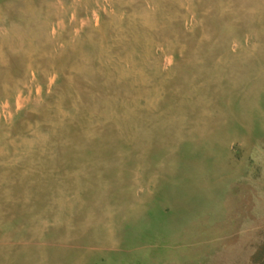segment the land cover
<instances>
[{
  "label": "rangeland",
  "instance_id": "1",
  "mask_svg": "<svg viewBox=\"0 0 264 264\" xmlns=\"http://www.w3.org/2000/svg\"><path fill=\"white\" fill-rule=\"evenodd\" d=\"M263 25L264 0H0V264H264Z\"/></svg>",
  "mask_w": 264,
  "mask_h": 264
},
{
  "label": "bare ground",
  "instance_id": "2",
  "mask_svg": "<svg viewBox=\"0 0 264 264\" xmlns=\"http://www.w3.org/2000/svg\"><path fill=\"white\" fill-rule=\"evenodd\" d=\"M165 1H166V0H165ZM251 1H252V0H251ZM163 2H164V1H163ZM169 2H170V1H169ZM233 2H234V1H233ZM249 2H250V1H249ZM165 3H166V2H165ZM165 3H164V4H165ZM213 3H214V2H213ZM224 3H225V2H224ZM168 4H169V3H168ZM201 4H202V3H201ZM215 4H216V3H215ZM246 4H247V3H246ZM199 5H200V4H199ZM202 5H203V4H202ZM212 5H213V4H212ZM237 5H238V4H237ZM175 6H176V5H175ZM246 6H247V5H246ZM163 7H164V5H163ZM190 7H191V6H190ZM249 7H250V6H249ZM253 7H254V6H253ZM161 9H162V8H161ZM172 9L174 10L173 7H172ZM190 9H191V8H190ZM210 9H211V8H210ZM245 9H246V8H245ZM251 9H252V7H251ZM254 9H255V7H254ZM166 11H167V10H166ZM213 11H214V9H213ZM257 13H258V12H257ZM186 14H187V13H186ZM189 14H191V13H189ZM248 14H249V13H248ZM162 15H163V14H162ZM262 15H263V14H262ZM163 16H164V15H163ZM167 16H168V15H167ZM167 16H166V17H167ZM192 16H193V15H192ZM253 16H254V15H253ZM257 16H259V15H257ZM136 17H137V16H136ZM241 17H242V16H241ZM241 17H240V18H241ZM246 17H247V16H246ZM248 17H249V16H248ZM260 17H261V16H260ZM169 18H170V17H169ZM254 18H255V16H254ZM135 19H136V18H135ZM242 19H243V18H242ZM249 19H250V18H249ZM130 20H131V19H130ZM166 20H168V18H167ZM178 20H179V18H178ZM164 21H165V20H164ZM176 21H177V20H176ZM182 21H183V20H182ZM256 21H257V20H256ZM212 22H213V21H212ZM231 22L233 23L234 21H231ZM254 22H255V21H254ZM196 23H197V22H196ZM239 23H240V22H239ZM259 23H260V22H259ZM173 24H174V23H173ZM209 24H212L211 21H210ZM236 24H237V23H236ZM236 24H234V25H236ZM247 24H248V23H247ZM261 24H262V23H261ZM163 25H165V24L163 23ZM214 25H215V24H214ZM214 25H213V26H214ZM254 25H255V24H254ZM66 27H67V26H66ZM150 27H151V26H150ZM174 27H175V26H174ZM245 27L248 28V25H247V26L245 25ZM258 27H259V25H258ZM263 27H264V25H263ZM215 28H216V27H215ZM247 28H246V29H247ZM152 30H153V29H152ZM163 30H164V29H163ZM193 30H194V29H193ZM193 30H192V31H193ZM243 30H244V29H243ZM260 30H261V28H260ZM164 31H165V30H164ZM172 31H173V27H172ZM205 31H206V30H205ZM205 31L203 30V33H204ZM263 31H264V30H263ZM161 32H162V30H161ZM173 32H174V31H173ZM241 32H242V31H241ZM256 32H257V31H256ZM167 33H168V32H167ZM200 33H201V32H200ZM251 33H252V31H251ZM253 33H254V32H253ZM261 33H262V32H261ZM168 34H169V33H168ZM172 34H173V33H172ZM176 34H177V33H176ZM195 34H196V32H195ZM201 34H202V33H201ZM206 34H207V33H206ZM153 35H154V34H153ZM156 35H157V34H156ZM208 35H209V34H208ZM168 37H169V36H168ZM171 37H172V36H171ZM171 37H170V38H171ZM175 37H176V36H175ZM197 37H199V35H198ZM157 38H158V37H157ZM161 38H162V37H161ZM161 38H160V42H161ZM186 38H187V37H186ZM158 39H159V38H158ZM231 39H232V38H231ZM234 40H235V39H234ZM236 40H237V39H236ZM251 40H252V39H251ZM263 40H264V39H263ZM158 41H159V40H158ZM153 42H154V41H153ZM156 42H157V41H156ZM249 42H250V41H249ZM255 42H257V41H255ZM261 42H262V40H261ZM263 42H264V41H263ZM151 43H152V42H151ZM200 43H201V42H200ZM241 43H242V42H241ZM155 44H157V43H155ZM160 44H161V43H160ZM198 44H199V43H198ZM262 44H263V43H262ZM152 45H153V44H152ZM248 45H249V44H248ZM259 45H260V44H259ZM148 46H149V45H148ZM251 46H252V45H251ZM260 46H261V45H260ZM150 47H151V46H150ZM155 47H156V46H155ZM204 47H205V46H204ZM232 47H233V46H232ZM148 49H149V47H148ZM238 49H239V48H238ZM238 49H237V50H238ZM259 49H260V47H259ZM145 51H146V50H145ZM200 51H201V50H200ZM227 51H228V50H227ZM227 51H226V52H227ZM262 51H263V50H262ZM146 52H147V51H146ZM163 52H164V51H163ZM229 52H230V51H229ZM229 52H227V53H229ZM259 52H260V51H259ZM205 53H206V52H205ZM207 53H208V52H207ZM235 53H236V52H235ZM163 55H164V54H163ZM218 55H220V54H218ZM230 55H231V54H230ZM237 55H238V54H237ZM227 56L229 57V54H228ZM233 56H234V55H233ZM144 57H145V56H144ZM155 57H156V56H155ZM228 57H227V58H228ZM238 57H239V56H238ZM217 58H218V57H217ZM222 58H223V57H222ZM146 59H147V58H146ZM255 59H256V58H255ZM130 60H131V59H130ZM147 60H148V59H147ZM228 60H229V59H228ZM143 61H144V60H143ZM154 61H155V60H154ZM154 61H153V64H154ZM177 61H178V60H177ZM220 61H221V59H220ZM220 61H219V62H220ZM226 61H227V59H226ZM233 61H234V60H233ZM256 61H257V60H256ZM204 62H205V61H204ZM258 62H259V61H258ZM127 63H128V62H127ZM130 63H131V62H130ZM150 63H151V62H150ZM207 63H208V60H207ZM215 63H216V62H215ZM259 63H260V62H259ZM134 64H135V63H134ZM138 64H139V63H138ZM218 64H219V63H218ZM220 64H221V63H220ZM230 64H231V63H230ZM256 64H258V63L256 62ZM135 65H136V64H135ZM154 65H155V64H154ZM170 65H171V64H170ZM209 65H210V64H209ZM224 65H225V64H224ZM228 65H229V64H228ZM168 66H169V65H168ZM213 66H214V65H213ZM131 67L133 68L134 66H131ZM161 67H162V66H161ZM252 67H253V66H251V68H252ZM134 68H135V67H134ZM134 68H133V70H134ZM159 68H160V67H159ZM159 68H157V69H159ZM215 68H216V67H215ZM218 68H219V67H218ZM222 68H223V67H222ZM262 68H264V67H262ZM160 69H161V68H160ZM135 70H136V68H135ZM139 70H140V68H139ZM255 70H257V68H256ZM226 71H227V70H226ZM251 71H252V70H251ZM263 71H264V70H263ZM126 72H127V71H126ZM126 72H125V73H126ZM132 72H136V71H132ZM157 72H158V71H157ZM221 72H222V71H221ZM229 72H230V71H229ZM130 73H131V72H130ZM142 73H143V72H142ZM142 73H141V74H142ZM144 73H145V72H144ZM144 73H143V74H144ZM206 73H207V72H206ZM244 73H245V72H244ZM246 73H247V72H246ZM246 73H245V74H246ZM259 73H260V71H259ZM126 74H127V73H126ZM194 74H195V73H194ZM227 74H228V73H227ZM227 74H226V76H227ZM229 74H230V73H229ZM247 74H248V73H247ZM247 74H246V75H247ZM250 74H251V72H250ZM252 74H253V71H252ZM254 74H255V73H254ZM124 75H125V74H124ZM124 75L121 76L122 79L125 78ZM127 75H129V74H127ZM131 75H132V74H131ZM137 75H140V74L137 73ZM144 75H145V74H144ZM169 75H170V72H169ZM255 75H256V74H255ZM255 75H254V76H255ZM140 76H141V75H140ZM140 76H138V77L135 76V77H136V79H137V78H140ZM142 76H143V75H142ZM147 76H148V75H147ZM164 76H165V75H164ZM243 76H244V75H243ZM254 76H253V77H254ZM123 77H124V78H123ZM133 77H134V76H133ZM241 77H242V76H241ZM244 77H245V76H244ZM128 78H129V77H128ZM131 78H132V77H131ZM144 78H145V77H144ZM146 78H147V77H146ZM148 78H149V77H148ZM212 78H213V77H212ZM214 78H215V77H214ZM227 78H228V77H227ZM125 79H127V78H125ZM149 79H150V78H149ZM151 79H152V78H151ZM153 79H154V78H153ZM221 79H222V78H221ZM224 79H225V78H224ZM228 79H229V78H228ZM254 79H255V78H254ZM257 79H259V78H257ZM128 80H129V79H128ZM144 80H145V79H144ZM164 80H165V78H164ZM214 80H215V79H214ZM230 81H231V80H230ZM249 81H251V80H249ZM126 82H127V81H126ZM130 82H131V81H130ZM154 82H155V81H154ZM154 82H153V83H154ZM178 82H179V81H178ZM212 82H213V81H212ZM216 82H217V81H216ZM238 82H239V81H238ZM254 82H256V81L254 80ZM254 82H253V83H254ZM156 83H157V82H156ZM159 83H160V82H159ZM256 83H257V82H256ZM204 84H206V83H204ZM214 84H215V83H214ZM129 85H130V84H129ZM154 85H155V84H154ZM159 85H160V84H159ZM241 85H242V84H241ZM246 85H247V84H246ZM250 85H251V83H250ZM156 86H157V85H156ZM242 86H243V85H242ZM242 86H241V87H242ZM150 87H151V86H150ZM238 87H239V85H238ZM259 87H260V86H259ZM128 88H129V87H128ZM130 88H131V87H130ZM133 88H134V87H133ZM148 88H149V87H148ZM152 89H153V88H152ZM152 89H150V90H152ZM159 89H162V88H159ZM234 89H235V88H234ZM234 89H233V91H234ZM244 89H245V88H244ZM250 89H251V88H250ZM134 90H135V89H134ZM247 90H248V89H247ZM154 91H155V90H154ZM204 91H205V90H204ZM200 92H202V91H200ZM155 93H156V92H155ZM184 93H185V92H184ZM188 93H189V92H188ZM202 93H203V92H202ZM233 93H234V92H233ZM259 93H260V91H259ZM203 94H204V93H203ZM203 94H202V95H203ZM241 94H242V93H241ZM154 95H155V94H154ZM251 95H252V94H251ZM255 95H257V93H256ZM255 95H253V96H255ZM261 95H262V94H261ZM261 95H260V96H261ZM152 96H153V95H152ZM161 96H162V95H161ZM198 96H199V95H198ZM229 96H230V94H229ZM234 96H235V95H234ZM242 96H243V95H241V97H242ZM253 96H252V97H253ZM203 97H204V96H203ZM203 97H202V99H203ZM216 97H217V96H216ZM200 98H201V97H200ZM229 98H230V97H229ZM242 98H244V97H242ZM255 98H256V97H255ZM236 101H238V100H236ZM244 101H246V100H243V102H244ZM248 101H249V100H248ZM248 101H246V102H248ZM230 102H231V101H230ZM230 102H229L228 107L230 106ZM239 102L242 103L240 100H239ZM254 102H255V101H254ZM261 102H262V100H261ZM240 103H239V104H240ZM249 103H250V101H249ZM190 104H191V103H190ZM247 104H248V103H247ZM251 104H252V103H251ZM255 104H257V103H255ZM182 105H184V104H182ZM188 105H189V104H188ZM248 105H249V104H248ZM258 105H259V104H258ZM186 106H187V104H186ZM243 106H244V103H243ZM243 106H242V107H243ZM245 106H247V105L245 104ZM260 106H261V105H260ZM176 107H177V106H176ZM180 107H182V106H180ZM189 107H190V106H189ZM249 107H250V106H249ZM174 108H175V107H174ZM183 108H184V107H183ZM186 108H187V107H186ZM194 108H195V107H194ZM243 108H244V107H243ZM245 108H246V107H245ZM249 109H251V108H249ZM174 110H176V109H174ZM261 110H262V109H261ZM215 111H216V110H215ZM246 111H247V109H246ZM262 111H263V110H262ZM189 112H190V111H189ZM252 112H253V111H252ZM174 113H175V112H174ZM176 113H177V112H176ZM186 113H187V112H186ZM228 113H229V112H228ZM241 113H242V112H241ZM246 113H247V112H246ZM250 113H251V112H250ZM262 113H263V112H262ZM184 114H185V113H184ZM187 114H188V113H187ZM190 114H191V113H190ZM204 114H205V113H204ZM210 114H212V113H210ZM236 114H237V113H236ZM236 114H234L235 117H237ZM253 114H254V113H253ZM260 114H261V113H260ZM172 115H173V114H172ZM207 115H208V114H207ZM231 115H232V114H231ZM246 115H248V114H246ZM262 115H264V114H262ZM164 116L166 117V115H164ZM185 116H186V115H185ZM238 116L241 117L242 115L239 114ZM244 116H245V115H244ZM251 116H252V114H251ZM153 117H154V116H152V118H153ZM246 117H247V116H246ZM183 118H184V116H183ZM233 118H234V116H233ZM237 118H238V117H237ZM252 118H253V117H252ZM155 119H156V117H155ZM167 119H168V118H167ZM228 119L230 120V116L228 117ZM239 119H240V118H239ZM246 119H247V118H246ZM249 119H250V118H249ZM253 119H254V118H253ZM256 119H257V118H256ZM152 120H153V119H152ZM263 120H264V119H263ZM154 121H155V120H154ZM254 121H255V120H254ZM179 122H181V121H179ZM182 122H184V120H183ZM230 122H232V123L234 122L233 124L231 123V124H232L231 126L235 127L234 124H236V123H235L236 121L233 120V121H230ZM230 122H226V124H227V123L230 124ZM239 122H240V120L237 121V124H239ZM248 122H250V121L248 120ZM164 123H165V122H164ZM164 123H163V124H164ZM223 123H224V122H223ZM242 123H244V121H243ZM163 124H162V125H163ZM182 124H183V123H182ZM182 124H181V126H182ZM220 124H221V123H220ZM246 124H247V123H246ZM258 124H259V123H258ZM254 125H255V124H253V126H254ZM223 126H224V125H223ZM239 126H240V124H239ZM247 126H248V124H247ZM236 127H237V126H236ZM241 127H242V124H241ZM254 127H255V126H254ZM229 128H230V127H229ZM238 128H239V127H238ZM242 128H243V127H242ZM244 128H245V127H244ZM248 128H249V127H248ZM256 128H257V127H256ZM139 129H140V128H139ZM227 129H228V128H227ZM227 129H226V130H227ZM232 129H233V128H232ZM236 129H237V128H236ZM250 129H251V128H250ZM222 130H223V129H222ZM234 130H235V129H234ZM240 130H241V129H240ZM136 131H137V129H136ZM121 132H123V131H121ZM129 132H130V131H129ZM129 132H128V133H129ZM178 132H179V131H178ZM222 132H223V131H222ZM226 132H227V131H226ZM228 132H229V131H228ZM245 132H246V131H245ZM245 132H244V134H245ZM125 133H126V132H125ZM138 133H140V132L138 131ZM236 133H237V131H236ZM239 133H240V132H239ZM239 133H237V134H239ZM120 134H121V133H120ZM122 134H123V133H122ZM182 134H183V133H182ZM219 134H220V133H219ZM233 134H234V133H233ZM130 135H131V134H130ZM183 135H184V134H183ZM222 135H223V134H222ZM127 136H128V135H127ZM134 136H135V135H134ZM137 136H138V135H137ZM141 136H142V135H141ZM141 136H140V137H141ZM218 136H219V135H218ZM218 136H217V137H218ZM223 136H224V135H223ZM234 136H235V135H233V137H234ZM253 136H254V135H253ZM125 137H126V136H125ZM132 137H133V136H132ZM230 137H232V136H230ZM181 138H182V136H181ZM222 138H223V137H222ZM224 138H225V136H224ZM224 138H223V140H224ZM250 138H251V137H250ZM128 139H130V138H128ZM132 139H133V138H132ZM135 139H136V138L134 137V140H135ZM219 139H220V138H219ZM240 139H241V138H240ZM251 139H252V138H251ZM253 139H254V138H253ZM260 139H261V138H260ZM130 140H131V139H130ZM139 140H141V139L139 138ZM213 140H214V139H213ZM223 140H222V142H223ZM237 140H238V139H237ZM128 141H129V140H128ZM131 141H132V140H131ZM135 141H136V140H135ZM240 141H242V140H240ZM179 142H180V141H179ZM217 142H219V141L217 140ZM224 142H227V143H228V141H226V140H225ZM256 142H257V141H256ZM128 143H130V141H129ZM144 143H145V142H144ZM161 143H162V142H161ZM161 143H160V144H161ZM211 143H212V141H211ZM130 144H131V143H130ZM206 144H207V143H206ZM215 144H217V143L215 142ZM131 145H132V144H131ZM145 145H146V144H145ZM145 145H144V146H145ZM213 145H214V144H213ZM220 145H221V144H220ZM246 145H247V144H246ZM144 146H143L142 148H144ZM203 146H204V145H203ZM203 146H201V147H203ZM209 146H210V145H209ZM215 146H216V145H215ZM134 147H135V146H134ZM134 147H133V148H134ZM201 147H200V148H201ZM206 147H207V146H206ZM219 147H220V146H219ZM219 147L216 148V150H217V149L219 150V149H220ZM223 147H224V146H223ZM223 147H222V148H223ZM225 147H226V146H225ZM136 148H138V147H136ZM197 148H199V147H197ZM146 149H147V147H146ZM192 149H193V148H192ZM203 149H206L205 146L203 147ZM245 149H246V148H245ZM249 149H250V148H249ZM258 149H259V148H258ZM260 149H261V148H260ZM260 149H259V150H260ZM148 150H149V149H148ZM195 150H196V149H195ZM141 151H142V150H141ZM186 151H187V150H186ZM224 152L226 153V151H224ZM256 152H257V151H256ZM145 153H147V152H145ZM190 153H191V152H190ZM248 153H249V152H248ZM181 154H183V153H181ZM191 154H193V153H191ZM191 154H190V155H191ZM211 154H212L211 156H213V153H211ZM229 154H230V152H229ZM229 154H227V155H229ZM246 154H247V152H246ZM140 155H141V154H140ZM178 155H180V154H178ZM247 155H248V154H247ZM256 156H257V155H256ZM141 157H142V155H141ZM167 157H168V156H167ZM138 158H140V157H138ZM187 158H190V156H188ZM216 158H217V157H215V159H216ZM165 159H166V158H165ZM175 159H176V158H175ZM175 159H174V160H175ZM218 159H219V158H218ZM255 159H256V158H255ZM140 160H141V159H140ZM186 160H187V159H186ZM188 160H189V159H188ZM222 160H223V159H222ZM222 160H221V161L219 160V161L222 162ZM137 161H138V159H137ZM160 161H161V160H160ZM167 161H169V160H167ZM184 161H185V160H184ZM188 162H189V161H188ZM191 162H192V161H191ZM213 162H215L214 159H213ZM138 163H139V162H138ZM170 163H171V162H170ZM181 163H182V162H181ZM185 163H186V162H185ZM216 163H217V161H216ZM223 163H225V162H223ZM172 164H173V163H172ZM126 165H127V164H126ZM134 165H136V164H134ZM183 165H185V164H183ZM204 165H205V164H204ZM204 165H203V167H204ZM128 166H129V165H128ZM128 166H127V167H128ZM137 166H138V165H137ZM147 166H148V165H147ZM180 166H182V165H180ZM230 166H231V165H230ZM239 166H240V165H239ZM259 166H260V165H259ZM165 167H166V166H165ZM132 168H133V167H132ZM136 168H137V167H136ZM138 168H140V167H138ZM146 168H147V167H146ZM171 168H172V167H171ZM184 168H185V167H184ZM205 168H206V167H205ZM133 169H134V168H133ZM147 169H148V168H147ZM236 169H237V168H236ZM212 170H214V168H213ZM136 171H137V170H136ZM162 171L164 172V169H163ZM262 171H263V170H262ZM190 172H192V171H190ZM136 173H137V172H136ZM160 173H161V172H160ZM197 173H198V172H197ZM197 173H196V174H197ZM263 173H264V172H263ZM138 174H139V173H138ZM192 174H193V173H192ZM192 174H191V175H192ZM192 176H193V175H192ZM196 176H197V175H196ZM196 176L194 175L193 177H196ZM210 177H211V176H210ZM212 177H213V176H212ZM146 178H147V177H146ZM150 179H152V177H151ZM175 179H176V178H175ZM137 180H138V179H137ZM135 181H136V180H135ZM177 181H178V180H177ZM249 181H250V180H249ZM156 182H158V181H156ZM203 182H204V181H203ZM120 183H121V182H120ZM164 184H166V183L164 182ZM167 184H168V183H167ZM172 184H173V183H172ZM176 184H177V183H176ZM162 185H163V182H162ZM189 185H190V184H189ZM205 185H206V184H205ZM249 185H250V184H249ZM169 186H170V185H169ZM192 186H193V185H192ZM202 186H203V185H202ZM250 186H251V185H250ZM133 187H134V186H133ZM158 187H159V184H158ZM193 187H194V186H193ZM204 187H205V186H204ZM146 188H147V186H146ZM146 188H145V189H146ZM188 188H191V187H188ZM181 189H182V188H181ZM199 189H201V188H199ZM205 189H206V188H205ZM177 190H178V189H177ZM197 190H198V189H197ZM130 191H131V190H130ZM161 191H162V190H161ZM172 191H173V190H172ZM198 191H199V190H198ZM256 191H257V190H256ZM131 192H132V191H131ZM163 192H164V191H163ZM201 192H202V190H201ZM127 193H128V192H127ZM129 193H130V192H129ZM167 193H168V192H167ZM185 193H186V192H185ZM185 193H184V195H185ZM148 194H149V193H148ZM162 194H165L166 196L168 195V194H166L165 192L162 193ZM174 194H175V191H174ZM123 195H125V194H123ZM127 195H128V194H127ZM129 195H131V194H129ZM134 195H135V193H134ZM160 195H161V194H160ZM172 195H173V192H172ZM182 195H183V194H182ZM187 195H188V194H187ZM187 195H186V196H187ZM190 195H191V194H190ZM195 195H196V194H195ZM199 195H200V194H199ZM217 195L219 196V194H217ZM131 196H132V195H131ZM162 196H163V195H162ZM201 196H202V195H201ZM218 196H217V197H218ZM163 197H164V196H163ZM171 197H172V196H171ZM175 197H176V196H175ZM183 197H184V196H183ZM191 197H192V195H191ZM193 197H194V193H193ZM196 197H198V196H195V198H196ZM126 198H127V197H126ZM133 198H135V196H134ZM149 198H150V197H149ZM164 198H165V197H164ZM168 198H169V197H168ZM172 198H174V195H173ZM198 198H199V197H198ZM128 199H130V198H128ZM143 199H144V198H143ZM191 199H192V198H191ZM215 199H216V198H215ZM218 199H219V198H218ZM224 199H225V198H224ZM250 199H251V198H250ZM151 200H152V198H151ZM173 200H174V199H173ZM194 200H195V199H194ZM201 200H202V199H200V201H201ZM203 200H204V199H203ZM131 201H132V200H131ZM133 201H135V200H133ZM155 201H156V200H155ZM168 201H170V200H168ZM195 201H198V200H195ZM220 201H221V199H220ZM249 201H250V200H249ZM258 201H259V199H258ZM260 201H261V200H260ZM39 202H40V201H38V203H39ZM75 202H76V201H75ZM82 202H83V201H82ZM93 202H94V201H93ZM114 202H115V201H114ZM126 202H127V201H126ZM128 202H129V201H128ZM147 202H148V201H147ZM152 202H154V201H152ZM171 202H172V201H171ZM215 202H216V201H215ZM54 203H55V202H54ZM69 203H70V202H69ZM76 203H77V202H76ZM89 203H90V202H89ZM99 203H100V202H99ZM104 203H105V202H104ZM115 203H116V202H115ZM115 203H114L113 205H115ZM119 203H120V202H119ZM121 203H122V202H121ZM134 203H135V202H134ZM134 203H133V204H134ZM148 203H149V202H148ZM148 203H147V204H148ZM150 203H151V202H150ZM168 203H170V202H168ZM168 203H167V204H168ZM191 203H192V202H190V204H191ZM259 203H260V202H259ZM40 204H42V203L40 202ZM43 204H45V203H43ZM43 204H42V205H43ZM70 204H72V203H70ZM139 204H141V203L139 202ZM194 204H195V203H194ZM196 204H197V203H196ZM211 204H212V203H211ZM37 205H38V204H37ZM55 205H56V203H55ZM57 205H58V204H57ZM78 205H80V204H78ZM82 205H83V204H82ZM82 205H81V206H82ZM87 205H88V204H87ZM171 205H172V204H171ZM201 205H202V204H201ZM201 205H200V206H201ZM204 205H205V204H204ZM208 205H209V204H208ZM215 205H216V204H215ZM263 205H264V204H263ZM35 206H36V205H35ZM60 206H61V204L58 205V207H60ZM96 206H97V205H96ZM96 206H95V207H96ZM99 206H100V205H99ZM104 206H105V205H104ZM111 206H112V205H111ZM116 206H119V205L117 204ZM120 206H121V205H120ZM144 206H145V205H144ZM152 206H153V205H152ZM189 206H190V205H189ZM192 206H194V205H192ZM195 206H196V205H195ZM221 206H222V205H221ZM261 206H262V205H261ZM33 207H34V206H33ZM33 207H32V208H33ZM36 207H37V206H36ZM42 207H43V206H42ZM122 207H123V206H122ZM122 207H121V208H122ZM149 207H150V206H149ZM196 207H197V206H196ZM202 207H203V206H202ZM233 207H234V206H233ZM239 207H240V206H239ZM84 208H85V206H84ZM123 208H124V207H123ZM123 208H122V209H123ZM141 208H142V207H141ZM255 208H256V207H255ZM29 209H30V208H29ZM39 209H40V207H39ZM78 209H79V208H78ZM80 209H81V208H80ZM124 209H125V208H124ZM126 209H127V207H126ZM187 209H188V208H187ZM195 209H196V208H195ZM195 209H194V210H195ZM212 209L214 210V209H216V208H212ZM212 209H210V210H212ZM233 209H234V208H233ZM237 209H238V208H237ZM25 210H26V209H25ZM33 210H34V209H33ZM35 210H36V209H35ZM85 210H86V209H85ZM205 210H206V209H205ZM125 211H126V210H124V212H125ZM173 211H175V210H173ZM183 211H184V210H182V212H183ZM190 211H191V210H190ZM29 212H32V211H29ZM81 212H82V211H81ZM83 212H84V211H83ZM85 212H86V211H85ZM117 212H118V211H117ZM175 212H176V211H175ZM241 212H242V211H241ZM247 212H248V211H247ZM36 213H37V212H36ZM86 213H87V212H86ZM88 213H91V212H88ZM146 213H149V212H146ZM184 213H186V211H185ZM188 213H189V212H188ZM188 213H187V214H188ZM249 213H250V212H249ZM261 213H262V212H261ZM84 214H85V213H84ZM84 214L82 213L81 215H84ZM119 214H120V213H119ZM123 214L125 215L126 213H123ZM135 214H136V213H135ZM181 214H183V213H181ZM212 214H213V213H212ZM255 214H256V213H255ZM34 215H35V214H34ZM107 215H108V214H107ZM112 215H113V214H112ZM124 215H123V216H124ZM184 215H185V214H184ZM192 215H194V214H192ZM256 215H257V214H256ZM77 216H78V215H77ZM105 216H106V214H105ZM123 216H122V217H123ZM179 216H180V215H179ZM31 217H32V216H31ZM37 217H38V216H37ZM42 217H43V216H42ZM97 217H98V216H97ZM99 217L101 218V216H99ZM106 217H107V216H106ZM176 217H177V216H176ZM176 217L173 216V218H176ZM188 217H190V216L188 215ZM188 217H187V219H188ZM108 218H109V216H108ZM209 218H210V217H209ZM247 218H248V216H247ZM252 218H253V217H252ZM252 218H250V219L253 220ZM29 219H30V218H29ZM84 219H85V218H84ZM95 219H96V216H95ZM98 219H99V218H98ZM102 219H103V218H102ZM105 219H107V218H105ZM262 219H263V218H262ZM6 220H7V219H6ZM112 220H113V218H112ZM146 220H147V219H146ZM177 220H178V219H177ZM204 220H205V219H204ZM251 220H249V221H251ZM31 221H32V220H31ZM69 221H70V219H69ZM81 221H84V220H81ZM92 221H93V220H92ZM171 221H172V220H171ZM171 221H170V223L172 224ZM183 221H185V220H183ZM183 221H182V222H183ZM7 222L9 223V221H7ZM57 222H58V221H57ZM105 222H106V221H105ZM164 222H165V221H164ZM173 222H174V220H173ZM245 222H246V221H245ZM252 222H253V221H252ZM8 223H5V224L8 225ZM23 223H27V222L25 221V222H23ZM30 223H31V222H30ZM34 223H36V221H35ZM40 223H41V222H40ZM45 223H46V222H45ZM101 223L103 224L104 222L101 221ZM106 223H108V222H106ZM112 223H113V222H112ZM178 223H180V222H178ZM178 223H177V224H178ZM256 223H258V222H256ZM1 224H2V223H1ZM5 224H4V225H5ZM81 224H82V223H80L79 225L81 226ZM120 224H122V222H121ZM145 224H146V223H145ZM166 224H167V223H166ZM171 224H169V226H170ZM181 224H182V223H181ZM209 224H210V223H209ZM23 225H24V224H23ZM59 225H60V223H59ZM59 225H58V226H59ZM82 225H83V224H82ZM136 225H137V224H136ZM141 225H142V224H141ZM172 225H173V224H172ZM172 225H171V226H172ZM174 225H175V224H174ZM178 225H179V224H178ZM186 225H187V224H186ZM186 225H185V226H186ZM28 226H29V225H28ZM45 226H46V225H44V227H45ZM56 226H57V225H56ZM67 226H68V225H67ZM80 226H79V227H80ZM99 226H100V225H99ZM104 226H105V225H104ZM104 226H103V227H104ZM158 226H159V225H158ZM250 226H251V225H250ZM1 227H2V226H1ZM20 227H21V226H20ZM30 227H31V226H30ZM54 227H55V226H54ZM81 227H82V226H81ZM81 227H80V228H81ZM106 227H109V226H106ZM138 227H139V226H138ZM141 227H142V226H141ZM146 227H147V226H146ZM146 227H145V228H146ZM173 227H174V226H173ZM180 227H181V226H180ZM221 227H222V226H221ZM252 227H254V226H252ZM57 228H58V227H57ZM66 228H69V227H66ZM97 228L99 229V227H97ZM101 228H102V227H101ZM104 228H105V227H104ZM104 228H103V230H104ZM111 228H112V226H111ZM158 228H159V227H157V229H158ZM162 228H163V227H162ZM166 228H167V227H165V229H166ZM255 228H256V227H255ZM261 228H262V227H261ZM30 229H31V228H30ZM82 229H83V228H82ZM90 229H91V228H90ZM153 229H154V228H153ZM159 229H160V228H159ZM165 229H163V230H165ZM176 229H177V231H178V228H176ZM179 229H180V228H179ZM247 229H248V227H247ZM32 230H33V229H32ZM44 230H46V229L44 228ZM56 230H57V229H56ZM69 230H70V229H69ZM78 230H80V229H78ZM85 230H87V229H85ZM88 230H89V229H88ZM91 230H92V229H91ZM93 230H94V229H93ZM99 230H100V229H99ZM103 230L101 231V233H103ZM139 230H140V229H139ZM145 230H146V229H145ZM169 230H170V229H169ZM249 230H250V228H249ZM256 230H257V228H256ZM18 231H19V230H18ZM18 231H17V232H18ZM20 231H21V230H20ZM28 231H29V230H27V232H28ZM154 231H156V230H154ZM175 231H176V230H175ZM17 232H16V233H17ZM37 232H38V231H37ZM41 232H42V231H41ZM70 232H71V231H70ZM70 232H69V233H70ZM239 232H240V231H239ZM31 233H32V232H31ZM31 233H30V234H31ZM39 233H40V232H39ZM78 233H80V232H78ZM78 233H76V234L78 235ZM92 233H93V232H92ZM97 233H98V230H97ZM99 233H100V232H99ZM152 233H153V230H152ZM156 233H157V232H156ZM170 233H172V232H170ZM178 233H179V232H178ZM243 233H244V232H243ZM5 234H6V233H5ZM43 234H44V233H42V236H43ZM74 234H75V233H74ZM109 234L112 235V234H111V231H109ZM109 234H108V236H109ZM157 234H158V233H157ZM80 235H82V234H79V236H80ZM85 235H86V234H85ZM91 235H92V234H91ZM119 235H120V234H119ZM16 236H17V235H16ZM21 236H22V235H21ZM35 236H36V235H35ZM37 236H38V235H37ZM39 236H41V234H40ZM39 236L37 237V239L39 238ZM42 236H41V237H42ZM71 236H72V235H71ZM100 236H101V235H100ZM102 236H103V235H102ZM115 236H116V235H115ZM115 236H112V237H115ZM153 236H155V235H152L151 237H153ZM158 236H160V235H158ZM169 236H170V235H169ZM31 237H32V236H31ZM43 237H44V236H43ZM109 237H110V236H109ZM112 237H111V238H112ZM125 237H126V236H125ZM156 237H157V236H156ZM156 237H155V238H156ZM241 237H242V236H241ZM9 238H10V237H9ZM15 238H16V237H15ZM15 238H14V239H15ZM17 238H18V237H17ZM19 238H20V237H19ZM22 238H23V237H22ZM24 238H25V237H24ZM56 238L58 239L59 236L56 237ZM88 238H89V237H88ZM96 238H97V237H96ZM102 238H103V237H102ZM161 238H162V237H161ZM244 238H245V235H244ZM14 239H13V240H14ZM25 239H26V238H25ZM62 239H63V238H62ZM92 239H93V238H92ZM98 239H99V238H98ZM98 239H97V240H98ZM114 239H115V238H114ZM157 239H159V238H157ZM248 239H249V236H248ZM255 239H256V238H255ZM255 239H254V240H255ZM21 240H23V239H21ZM21 240H20V241H21ZM43 240H44V239H43ZM89 240H90V239H89ZM95 240H96V239H95ZM95 240H94V241H95ZM147 240H148V239H147ZM39 241H40V240H39ZM56 241H57V240H56ZM69 241H70V240H69ZM69 241H68V242H69ZM90 241H91V240H90ZM100 241H103V240L100 239ZM243 241H244V239H243ZM256 241H257V240H256ZM256 241H255V242H256ZM23 242H26V241H23ZM30 242H31V241H29V243H30ZM57 242H58V241H57ZM57 242H56V243H57ZM95 242H96V241H95ZM107 242H108V240H107ZM111 242H112V241H111ZM120 242H121V241H120ZM229 242H230V241H229ZM39 243H40V242H39ZM58 243H59V242H58ZM70 243H71V242H70ZM73 243H74V242H73ZM76 243H77V242H76ZM86 243H87V242H86ZM97 243H98V242H97ZM101 243H102V242H101ZM250 243H251V242H250ZM87 244L89 245V242H88ZM108 244H110V243H108ZM111 244H112V243H111ZM113 244H114V243H113ZM122 244H123V243H122ZM165 244H166V243H165ZM235 244H236V243H235ZM252 244H253V243H252ZM63 245H64V244H63ZM67 245H69V244H67ZM115 245H116V244H115ZM144 245H145V244H144ZM144 245H143V246H144ZM172 245H173V244H172ZM193 245H194V244H193ZM249 245H250V244H249ZM8 246H9V245H8ZM28 246H29V245H28ZM53 246H54V245H53ZM96 246H97V245H96ZM110 246L112 247L113 245H110ZM116 246H117V245H116ZM128 246H129V245H128ZM143 246H142V247H143ZM187 246H188V245H187ZM232 246H233V244H232ZM29 247H30V246H29ZM29 247H28V248H29ZM42 247H44V246H42ZM94 247H95V245H94ZM94 247H92V248H94ZM111 247H110V248H111ZM121 247H122V246H121ZM131 247H133V246H131ZM220 247H221V246H220ZM1 248H2V246H1ZM1 248H0V249H1ZM7 248H9V247H7ZM95 248H96V247H95ZM98 248H99V247H98ZM102 248H103V247H102ZM146 248H147V247H146ZM168 248H169V247H168ZM3 249H4V246H3ZM3 249H1V250H3ZM13 249H14V248H13ZM22 249H23V248H22ZM25 249H26V248H25ZM34 249H35V248H33V250H34ZM36 249H37V247H36ZM62 249H63V248H62ZM103 249H104V248H103ZM117 249H118V248H117ZM138 249H139V248H138ZM166 249H167V248H166ZM220 249H221V248H220ZM235 249H236V248H235ZM4 250H5V249H4ZM11 250H12V248H11ZM28 250H29V249H28ZM57 250H58V249H57ZM120 250H121V249H120ZM134 250H135V248H134ZM143 250H144V249H143ZM223 250H225V249H223ZM236 250H237V249H236ZM248 250H250V249H248ZM9 251H10V250H9ZM35 251H36V250H35ZM45 251H46V247H45ZM49 251H50V250H49ZM86 251H87V250H86ZM101 251H102V250H101ZM121 251H122V250H121ZM196 251H197V250H196ZM245 251H246V250H245ZM1 252H2V251H1ZM5 252H6V251H5ZM10 252H11V251H10ZM21 252H24V251H21ZM26 252H27V251H26ZM90 252H91V251H90ZM94 252H95V251H94ZM15 253H16V252H15ZM31 253H32V252H31ZM62 253L65 254V251H64V252H61V254H62ZM79 253H81V252H79ZM79 253H78V254H79ZM84 253H87V252H84ZM92 253H93V252H92ZM237 253H238V252H237ZM242 253H244V252L242 251ZM7 254H9V253H7ZM7 254H6V255H7ZM16 254H17V253H16ZM46 254H47V253H46ZM64 254H62V255H64ZM217 254H218V253H217ZM244 254H245V253H244ZM244 254H243V255H244ZM17 255H18V254H17ZM29 255H30V254H29ZM41 255H42V254H41ZM163 255H164V254H163ZM198 255H199V254H198ZM226 255H227V254H226ZM24 256H25V255H24ZM34 256H36V255H34ZM34 256H33V257H34ZM39 256H40V255H39ZM39 256H38V257H39ZM83 256H84V255H83ZM86 256H87V255H86ZM121 256H122V255H121ZM121 256H120V257H121ZM164 256H165V255H164ZM196 256H197V255H196ZM232 256H233V255H232ZM241 256H242V255H241ZM250 256H251V255H250ZM2 257H4V256H2ZM43 257H44V256H43ZM118 257H119V256H118ZM193 257H194V256H193ZM197 257H198V256H197ZM222 257H223V256H222ZM229 257H231L230 254H229ZM239 257H240V256H239ZM243 257H244V256H243ZM19 258H20V257H19ZM34 258H35V257H34ZM36 258H37V256H36ZM36 258H35V259H36ZM86 258H88V257H86ZM233 258H234V257H233ZM1 259H2V258H1ZM10 259H11V258H10ZM47 259H49V258H47ZM79 259H80V258H79ZM82 259H83V258H82ZM221 259H222V258H221ZM28 260H29V259H27V261H28ZM76 260H77V259H76ZM83 260H84V259H83ZM85 260H86V259H85ZM230 260H231V259H230ZM239 260H240V258H239ZM3 261H5V260H3ZM10 261H11V260H10ZM36 261H37V260H36ZM48 261H49V260H48ZM86 261H87V260H86ZM220 261H221V260H220ZM222 261H224V259H223ZM222 261H221V262H222ZM24 262H26V261H24ZM0 263H1V262H0ZM3 263H4V262H3ZM26 263L28 264V262H26ZM32 263L35 264V262H32ZM77 263H78V262H77ZM8 264H9V263H8ZM44 264H45V263H44ZM79 264H80V263H79ZM81 264H83V263H81Z\"/></svg>",
  "mask_w": 264,
  "mask_h": 264
}]
</instances>
